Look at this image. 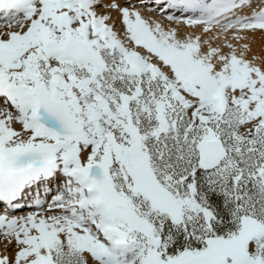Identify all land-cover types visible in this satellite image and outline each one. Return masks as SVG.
<instances>
[{"label": "snow or ice", "instance_id": "obj_1", "mask_svg": "<svg viewBox=\"0 0 264 264\" xmlns=\"http://www.w3.org/2000/svg\"><path fill=\"white\" fill-rule=\"evenodd\" d=\"M256 32L264 0H0V264H264Z\"/></svg>", "mask_w": 264, "mask_h": 264}, {"label": "bare ground", "instance_id": "obj_2", "mask_svg": "<svg viewBox=\"0 0 264 264\" xmlns=\"http://www.w3.org/2000/svg\"><path fill=\"white\" fill-rule=\"evenodd\" d=\"M106 2H110V0H106ZM118 2L123 4L124 0H118ZM132 2L136 3L137 0H132ZM140 10L142 11V13L145 16H150V17H155L157 19H162V21L164 23H166V24L169 23L167 20H164L162 17H160L159 13H157V12L150 11L149 9H146V8H141ZM112 15L114 17H118L119 14L116 12H113ZM118 27H120V25H118ZM182 30H185V29H183V27H182ZM186 31H199V29H186ZM248 36H249L248 42L250 43L251 48H252V52L249 55L250 56L251 55L264 56V34H261L260 32H256V33H248ZM16 127H19V125H16ZM24 211L26 212V211H28V209H25ZM16 214L21 215L23 213H16ZM2 251H3V247L0 246V252H2Z\"/></svg>", "mask_w": 264, "mask_h": 264}]
</instances>
